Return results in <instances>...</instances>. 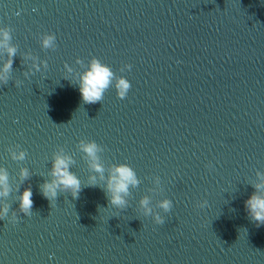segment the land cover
<instances>
[{
	"label": "water",
	"instance_id": "95a60500",
	"mask_svg": "<svg viewBox=\"0 0 264 264\" xmlns=\"http://www.w3.org/2000/svg\"><path fill=\"white\" fill-rule=\"evenodd\" d=\"M0 27L16 49L0 84L10 186L0 264H264V225L245 207L264 178V0H0ZM44 33L56 49L42 46ZM92 57L131 82L126 98L111 87L83 103L64 65L79 73L77 59ZM8 59L0 48V66ZM81 139L101 145L105 176L117 164L135 170L124 209L110 205ZM60 148L81 190L52 205L42 185ZM28 187L31 216L19 207ZM144 197L163 225L142 215Z\"/></svg>",
	"mask_w": 264,
	"mask_h": 264
},
{
	"label": "clouds",
	"instance_id": "9594fccd",
	"mask_svg": "<svg viewBox=\"0 0 264 264\" xmlns=\"http://www.w3.org/2000/svg\"><path fill=\"white\" fill-rule=\"evenodd\" d=\"M10 29L7 27H0V48L7 51L9 59L0 66V84L6 83L9 79V73L12 69L13 59L16 49L9 45ZM42 46L46 49H56V35L54 33L42 34ZM84 70L77 73L73 67L65 63L66 78H74L75 84L78 87L81 99L85 104H94L102 101L106 90L114 87L118 98L124 99L127 97L131 88V82L123 75H117L110 65L102 62L97 57H92L87 65L83 60L77 59ZM39 71V66L34 65ZM44 67L48 68L47 62H44ZM132 65H124L120 71L131 70ZM27 75V73L25 74ZM78 147L84 153L89 161V167L93 172L99 174V181H105L106 192L110 197V205L115 206V209L122 210L125 208L127 201L125 197L129 194V188L139 184L135 170L127 164L114 165L107 176L104 175L105 169L100 162L99 153L103 150L95 140L81 139L78 142ZM26 153L20 151L13 152V158L17 160L25 159ZM74 160L71 155L67 154L63 148H60L53 156L51 179L45 181L42 185V193L53 205L60 191L71 192L75 199L79 196L81 190L80 178L71 171ZM29 171L27 168L21 169V178H27ZM88 183L95 186L98 183L96 175L89 178ZM254 192L246 201L245 207L249 214L251 221L255 222L259 227L264 225V178L261 183L254 186ZM10 193L8 172L4 168H0V198L7 197ZM32 189L26 188L19 198L20 211L25 216L32 215ZM140 206L143 209L142 215L144 217H152L155 224L163 225L165 218L159 212H154L150 207V199L144 197L140 201ZM207 206V205H206ZM159 207L164 212H170L173 208L171 200H164L159 204ZM9 205L3 204L0 206V220L8 218ZM18 217L13 214L11 223L15 224Z\"/></svg>",
	"mask_w": 264,
	"mask_h": 264
}]
</instances>
